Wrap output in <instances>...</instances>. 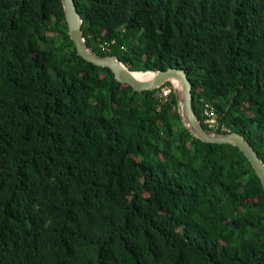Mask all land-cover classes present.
<instances>
[{
  "label": "trees",
  "instance_id": "16d2710c",
  "mask_svg": "<svg viewBox=\"0 0 264 264\" xmlns=\"http://www.w3.org/2000/svg\"><path fill=\"white\" fill-rule=\"evenodd\" d=\"M73 2L90 53L185 69L204 128L210 104L264 163V0ZM166 85L77 57L61 0H0V264H264L260 179Z\"/></svg>",
  "mask_w": 264,
  "mask_h": 264
},
{
  "label": "water",
  "instance_id": "95a60500",
  "mask_svg": "<svg viewBox=\"0 0 264 264\" xmlns=\"http://www.w3.org/2000/svg\"><path fill=\"white\" fill-rule=\"evenodd\" d=\"M61 4L65 24L67 27V35L75 48L77 57L97 68L111 70L116 81L124 85H129L137 92L152 91L173 80L183 83L184 96L183 98L179 96L178 112L184 126L189 128V130L197 138L203 141L235 145L239 149L240 153L245 157V159L251 164L264 189V163L258 156L257 152L253 150L246 138L239 132L213 134L204 128L193 108V85L185 69H167L154 72H133L125 67L116 58L95 56L85 47L81 30V19L76 11L73 0H61ZM135 73H153L154 76L150 80L141 81L134 77ZM182 108H184L183 111Z\"/></svg>",
  "mask_w": 264,
  "mask_h": 264
},
{
  "label": "built area",
  "instance_id": "2783aa9c",
  "mask_svg": "<svg viewBox=\"0 0 264 264\" xmlns=\"http://www.w3.org/2000/svg\"><path fill=\"white\" fill-rule=\"evenodd\" d=\"M171 91H172L171 88L168 85H166V83L158 87L156 96L159 102L160 103L167 102L171 94ZM205 114H206L205 122L208 124V127L210 128L211 130L210 132H212L213 134H218L220 133L219 129L225 131V133L229 131V129L225 125H222L220 123L218 116L214 112L212 105L206 104Z\"/></svg>",
  "mask_w": 264,
  "mask_h": 264
},
{
  "label": "bare ground",
  "instance_id": "6f19581e",
  "mask_svg": "<svg viewBox=\"0 0 264 264\" xmlns=\"http://www.w3.org/2000/svg\"><path fill=\"white\" fill-rule=\"evenodd\" d=\"M154 76L153 73H147V74H143V73H135L134 77H136L137 79L141 80V81H147L150 80L152 77ZM171 83H174V85L177 87L178 89V94L181 98H183L184 96V86L183 83L177 81V80H173L171 81ZM184 108H182L183 111Z\"/></svg>",
  "mask_w": 264,
  "mask_h": 264
},
{
  "label": "rangeland",
  "instance_id": "374dc122",
  "mask_svg": "<svg viewBox=\"0 0 264 264\" xmlns=\"http://www.w3.org/2000/svg\"><path fill=\"white\" fill-rule=\"evenodd\" d=\"M175 87H176V86H175ZM175 87H174V85H173V90H174V92L177 94V96H178V98H179V94H178L179 91H177V90H176L177 87H176V88H175ZM201 92H202V91H201Z\"/></svg>",
  "mask_w": 264,
  "mask_h": 264
}]
</instances>
